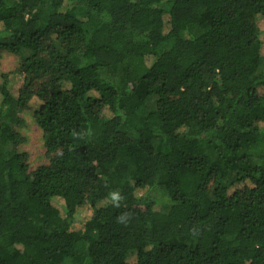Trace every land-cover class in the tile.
<instances>
[{"label":"trees","instance_id":"16d2710c","mask_svg":"<svg viewBox=\"0 0 264 264\" xmlns=\"http://www.w3.org/2000/svg\"><path fill=\"white\" fill-rule=\"evenodd\" d=\"M263 47L264 0H0V264H264Z\"/></svg>","mask_w":264,"mask_h":264},{"label":"rangeland","instance_id":"374dc122","mask_svg":"<svg viewBox=\"0 0 264 264\" xmlns=\"http://www.w3.org/2000/svg\"><path fill=\"white\" fill-rule=\"evenodd\" d=\"M262 53L264 54V47ZM17 67V57L3 52L2 56L0 58V74L5 73H14V70ZM1 83V78H0ZM17 84L14 82L11 83L9 86L10 88H13L12 91L16 88ZM154 97L149 98L147 100V108L153 107ZM38 101L34 100L32 101L33 107L38 105ZM23 117L26 121V128L22 131L24 136L26 137V142L20 146V150L26 152L28 154L27 162L29 164V170L32 171L35 168H37L40 165H44L47 163V160L44 158V149L42 147L41 142V132L35 125L31 114L25 112L23 113ZM152 196H154L156 199L164 197L159 192H153ZM159 204L161 206V210L165 211L168 209V201L165 199L158 200ZM53 204L57 207L61 204L60 200L53 201ZM77 225L74 224V227H78V225L82 224L84 222L85 216L83 213L77 214Z\"/></svg>","mask_w":264,"mask_h":264},{"label":"clouds","instance_id":"9594fccd","mask_svg":"<svg viewBox=\"0 0 264 264\" xmlns=\"http://www.w3.org/2000/svg\"><path fill=\"white\" fill-rule=\"evenodd\" d=\"M112 198H113V200H117V201L120 199V197L117 194H113Z\"/></svg>","mask_w":264,"mask_h":264}]
</instances>
